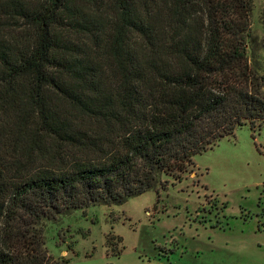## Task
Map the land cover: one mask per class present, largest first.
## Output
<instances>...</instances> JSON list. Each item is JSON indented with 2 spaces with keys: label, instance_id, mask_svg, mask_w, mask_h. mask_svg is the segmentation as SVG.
Instances as JSON below:
<instances>
[{
  "label": "trees",
  "instance_id": "obj_1",
  "mask_svg": "<svg viewBox=\"0 0 264 264\" xmlns=\"http://www.w3.org/2000/svg\"><path fill=\"white\" fill-rule=\"evenodd\" d=\"M250 11L251 0H0V264H68L35 224L164 189L237 128H264Z\"/></svg>",
  "mask_w": 264,
  "mask_h": 264
},
{
  "label": "rangeland",
  "instance_id": "obj_2",
  "mask_svg": "<svg viewBox=\"0 0 264 264\" xmlns=\"http://www.w3.org/2000/svg\"><path fill=\"white\" fill-rule=\"evenodd\" d=\"M249 15L246 56L264 85V0ZM194 162L164 189L42 220L31 234L68 264H264V128H237Z\"/></svg>",
  "mask_w": 264,
  "mask_h": 264
}]
</instances>
